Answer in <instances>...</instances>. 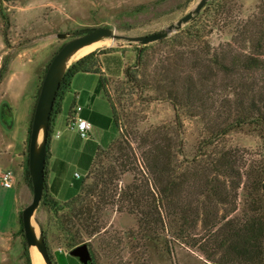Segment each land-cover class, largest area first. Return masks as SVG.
Returning a JSON list of instances; mask_svg holds the SVG:
<instances>
[{"label":"rangeland","instance_id":"rangeland-1","mask_svg":"<svg viewBox=\"0 0 264 264\" xmlns=\"http://www.w3.org/2000/svg\"><path fill=\"white\" fill-rule=\"evenodd\" d=\"M197 1L0 0V70L4 67L8 72L11 60L16 57L13 65L16 81L6 82L0 87V118L5 115L3 105L9 101L7 95L25 93L30 87V78L34 76L45 55L49 60L65 43L73 39H57V33L108 27L117 35L137 37L154 34L167 31L169 26L192 11ZM223 8L225 13L219 12ZM5 24L7 45L2 37ZM253 31H260L264 37V0H209L192 21L182 25L177 31H171L162 40L139 46L136 43L107 39L113 45L110 43L108 46L98 47L75 58L68 63L67 70L91 53L98 54L108 49L121 51V63L136 77V82L127 80L122 73L124 67L120 70L119 56L112 54L106 61H110L108 63L113 72L119 74L120 71V75L106 74L110 76L106 92L114 104L119 131L131 139L135 133L143 134L157 127H165L171 135L175 133L176 113L172 103L163 98L165 91L169 88H181L188 73L195 75V71H201L196 63L204 62L206 67L202 69V75L213 77L205 83L206 90L209 91L208 102L203 104L204 108L201 110V104L195 103L192 108L179 111L178 123L181 125L183 145L179 159L191 161L200 150L209 153L228 148L239 150L248 158H259L264 155V130L253 123L238 125L221 136L216 144H206L213 141L212 135L217 126L222 122H232L234 116L231 110L230 116L226 118V112L221 107L224 99L233 101L234 94L230 87L232 82L224 79L216 70L214 56L229 43L235 44V54H256L253 45L260 33L253 34ZM139 48L145 49L140 63L137 61ZM193 65L197 68L191 70ZM45 68L46 64L41 68L39 85ZM164 71L165 74L169 73L167 76H170V80H164ZM173 72L178 77L177 82ZM238 74L242 73L239 71ZM249 76L252 79L246 81L254 85H261L264 79L262 71H255ZM230 106L232 109V103ZM28 143L29 136L23 162L25 168ZM109 152V149L99 152L96 162L103 166L111 165L112 161L106 158V153L108 155ZM73 166L71 174L75 172L80 178H71L78 185L83 178L84 181L87 179L88 183L91 182L85 170L77 165ZM120 180L119 186H125L131 183L132 176L124 174ZM25 184L27 185L26 181ZM14 193L13 189L0 186V264H26V260L34 264V259L41 255L39 252H31V248L26 246L20 223L16 226ZM31 198L32 190L28 187L22 210L30 203ZM68 212L69 209L62 204L55 206L45 196L41 198L33 215L32 222L37 233H46V244L53 260L58 259L56 249H68L67 236L59 228L61 215ZM104 219L107 222L106 234L88 238L81 231L83 243L86 242L89 246L94 264H211L197 250L171 243L166 235H149L143 238L137 234L135 217L127 213L116 214L107 210L104 212ZM110 238L111 246L106 247L105 243Z\"/></svg>","mask_w":264,"mask_h":264},{"label":"trees","instance_id":"trees-1","mask_svg":"<svg viewBox=\"0 0 264 264\" xmlns=\"http://www.w3.org/2000/svg\"><path fill=\"white\" fill-rule=\"evenodd\" d=\"M224 10L219 9V12L225 13ZM6 29L7 24L2 32L7 45ZM248 31L249 28L245 32ZM256 33H260L253 45L256 54H235V44L229 43L214 56L216 70L224 79L232 82L230 87L234 94L233 101L224 99L221 107L226 112V118L230 116L231 110L234 116L232 122H222L217 126L212 135L213 141L207 145L216 144L221 136L241 124L253 123L264 130V79L261 85L246 81L252 79L250 73H264V37L260 31H253V34ZM120 52L108 49L98 54L91 53L77 61L66 71L54 103L51 117L59 113L57 103L60 94L75 74L97 73L119 134L108 148V155L106 153V158L112 161L111 165L103 166L96 162L99 151L87 174L91 182L88 183L86 179L73 199L59 203L48 198L53 205L62 204L69 209L68 213L61 215L59 221V228L67 236V251L83 243L81 231L88 238L106 234L104 212L110 210L135 217L137 234L143 238L166 235L171 243L197 250L211 264H264V155L248 158L239 150L228 148L209 153L200 150L191 161L179 159L183 146L181 125L178 123L179 111L192 108L195 103L201 104V110L203 104L208 102L209 91L205 83L213 77L202 75L201 71L206 67L204 62L196 63L201 71H195V75L188 73L181 88L165 91L163 98L172 103L176 113L175 133L171 135L165 127H157L143 134L135 133L129 139L119 131L115 107L106 92V84L110 79L106 74L120 75V71L119 74L113 72L108 63L110 61H106L112 54L119 56L120 70L124 67L122 73L127 80L136 82V77L121 63ZM144 52V48L137 51L139 63ZM196 66L193 65L191 70ZM102 68L104 72H101ZM239 71L242 74L239 75ZM6 72L2 67L0 82ZM168 74L164 71V80H170ZM173 75L177 82L176 73L173 72ZM30 128L31 122L29 133ZM51 132L49 126L47 144ZM124 174H130L132 181L128 185L119 186ZM24 179L31 188L27 164ZM45 196L44 186L42 199ZM19 223L22 227L21 214ZM42 234L47 241L46 233L42 231ZM111 240L106 241V247L111 246ZM83 244L87 245L86 242ZM87 247L91 254L90 264H94L90 248ZM26 264H30L29 260H26Z\"/></svg>","mask_w":264,"mask_h":264},{"label":"crops","instance_id":"crops-1","mask_svg":"<svg viewBox=\"0 0 264 264\" xmlns=\"http://www.w3.org/2000/svg\"><path fill=\"white\" fill-rule=\"evenodd\" d=\"M15 58L11 60L0 87L6 82L16 81L13 74ZM46 58L45 55L43 61L39 63L25 93L7 95L9 101L3 105L5 115L0 118V171H10L13 176L10 190L13 189L15 192L13 203L16 226L19 224V216L28 194L23 162L41 68L44 64L47 66L51 59ZM101 72H104L103 68ZM57 105L59 113L51 117L50 123L52 132L47 144L44 186L48 198L66 203L80 192L84 182L83 178L78 185L77 181L71 178L74 176L79 179L75 172L71 174L73 165L85 170L87 176L97 153L107 150L117 140L119 134L97 73L75 74L61 92ZM75 117H80L90 124L87 138H81L77 131L71 128V121ZM56 251L58 259L53 260V264H81L77 258L70 256L66 249L60 248Z\"/></svg>","mask_w":264,"mask_h":264},{"label":"water","instance_id":"water-1","mask_svg":"<svg viewBox=\"0 0 264 264\" xmlns=\"http://www.w3.org/2000/svg\"><path fill=\"white\" fill-rule=\"evenodd\" d=\"M209 0H198L192 11L184 15L176 24L161 31L145 36H125L117 35L108 27H98L87 30H80L74 33H57V39L72 40L65 43L51 59L44 77L41 81L39 94L35 103L28 143V163L27 171L32 188V198L30 203L21 212V223L26 246L35 247L40 253L44 264H53V259L49 254L46 241L41 233H37L32 219L42 198L45 185V168L47 157L48 129L51 123L52 111L61 86L63 77L67 71L68 63L72 56L80 49L90 46L96 42L114 39L120 42L136 43L145 46L167 37L171 31L179 30L182 25L192 21L200 13ZM69 255L79 260L81 264H90L91 254L86 244H81L69 252Z\"/></svg>","mask_w":264,"mask_h":264},{"label":"built area","instance_id":"built-area-1","mask_svg":"<svg viewBox=\"0 0 264 264\" xmlns=\"http://www.w3.org/2000/svg\"><path fill=\"white\" fill-rule=\"evenodd\" d=\"M71 128L76 130L81 138H87L90 130V124L80 117H75L70 124ZM77 178H80L79 174H75ZM12 173L10 171H0V186L5 189L12 187Z\"/></svg>","mask_w":264,"mask_h":264},{"label":"bare ground","instance_id":"bare-ground-1","mask_svg":"<svg viewBox=\"0 0 264 264\" xmlns=\"http://www.w3.org/2000/svg\"><path fill=\"white\" fill-rule=\"evenodd\" d=\"M110 43H111V41L106 39V40H102V41L96 42V43H94V44H92L90 46L84 47V48L80 49L77 53H75L72 56V58H71L70 61H74L75 58L81 57V56L89 53L93 49L98 48V47H103V46H106V45L108 46V45H110ZM31 252H34L35 253V252H38V250L35 247H31ZM32 264H33V262H32ZM34 264H44V261H43L42 257L39 256L38 258H35L34 259Z\"/></svg>","mask_w":264,"mask_h":264}]
</instances>
